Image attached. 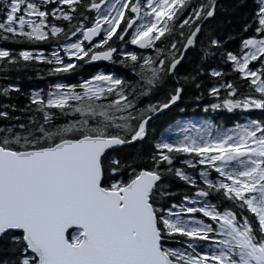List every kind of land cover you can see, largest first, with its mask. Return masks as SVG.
<instances>
[{
	"label": "snow or ice",
	"instance_id": "snow-or-ice-1",
	"mask_svg": "<svg viewBox=\"0 0 264 264\" xmlns=\"http://www.w3.org/2000/svg\"><path fill=\"white\" fill-rule=\"evenodd\" d=\"M0 81V264H264V0H0Z\"/></svg>",
	"mask_w": 264,
	"mask_h": 264
},
{
	"label": "trees",
	"instance_id": "trees-1",
	"mask_svg": "<svg viewBox=\"0 0 264 264\" xmlns=\"http://www.w3.org/2000/svg\"><path fill=\"white\" fill-rule=\"evenodd\" d=\"M246 3L248 5H251L252 0H246ZM227 19H228L227 16L217 18L216 22L220 25V30L229 31L234 26V23L233 24L226 23L225 21ZM232 19L234 22L235 17H233ZM234 46H235V42H232L229 44L230 48ZM181 67H183V65ZM106 68H112L113 71H116V68L110 64H106ZM90 73L91 72H89V70H86V67L82 66L79 72L77 73V75L74 77H70L68 79V82H77V80L80 77L86 78L89 76ZM31 80H34L37 83H41L42 87H45L46 82L52 81L50 77H45L43 75L38 77L33 72H28L27 74H23L20 77H18L16 80V82L19 83L20 85L22 93L27 92L29 89H32L29 87H25L26 85L28 86V81H31ZM0 83H3V82L0 81ZM16 102L22 103L23 96H19ZM194 112H195V109L191 108V106H189L188 109L183 113L178 112L177 108H170L169 110L165 111L163 115H158L157 118L152 122V124H153V127L156 129V131L159 132L161 129H164L169 123H171L173 120L177 119L178 117L193 115ZM210 114L214 117L215 120H217V122H220L226 127L231 126L236 121L242 122L243 119L248 118V116L244 115L245 113L242 112L241 110H234L231 113H229L227 110H216L214 112L210 111ZM248 114L256 118H259V116L261 115L259 110H251Z\"/></svg>",
	"mask_w": 264,
	"mask_h": 264
},
{
	"label": "rangeland",
	"instance_id": "rangeland-1",
	"mask_svg": "<svg viewBox=\"0 0 264 264\" xmlns=\"http://www.w3.org/2000/svg\"><path fill=\"white\" fill-rule=\"evenodd\" d=\"M97 62V61H96ZM96 62H91V63H96ZM100 65H98L97 67H99ZM106 68H104L103 66L102 67H100L98 70L99 71H103V70H105ZM107 69H109V70H112L113 71V69L112 68H107ZM80 79V78H79ZM78 79V80H79ZM77 80V81H78ZM52 82V81H51ZM50 81L49 82H46L45 84V87H42V84L41 83H37V82H35L34 80H31V81H28V83H29V87H32V89H36V88H44V89H46L47 88V86H48V84L49 83H51ZM25 87H28L27 85L25 86ZM244 115H246V116H250L248 113L246 114H244ZM181 120H192L193 121V123H199V121H201V120H210V121H212L213 123H218V124H221L220 122H217V120H215L214 119V117L210 114V112H209V114H207V115H205V114H203V113H201V114H198V115H188V116H181V117H178L177 119H175V120H173L171 123H169L168 125H170V124H173L174 122H175V124H176V126L178 127V131H176L175 129H173V131H174V134L176 135V136H179V135H192V134H195L196 132H197V129L196 128H193V127H190V126H185L184 124H181L180 123V121ZM168 125L164 128V129H167V127H168ZM221 125H223V124H221ZM224 126V125H223Z\"/></svg>",
	"mask_w": 264,
	"mask_h": 264
},
{
	"label": "flooded vegetation",
	"instance_id": "flooded-vegetation-1",
	"mask_svg": "<svg viewBox=\"0 0 264 264\" xmlns=\"http://www.w3.org/2000/svg\"><path fill=\"white\" fill-rule=\"evenodd\" d=\"M19 47V46H18ZM28 87H29V83H28Z\"/></svg>",
	"mask_w": 264,
	"mask_h": 264
}]
</instances>
